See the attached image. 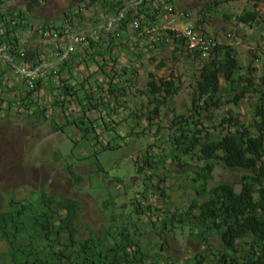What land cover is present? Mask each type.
Here are the masks:
<instances>
[{
  "label": "trees",
  "instance_id": "obj_1",
  "mask_svg": "<svg viewBox=\"0 0 264 264\" xmlns=\"http://www.w3.org/2000/svg\"><path fill=\"white\" fill-rule=\"evenodd\" d=\"M235 1L241 0H215L214 5ZM243 1L251 8L232 17L235 23L260 29L263 23L264 27L257 10L264 0ZM40 4L41 0H26L19 13H0V47H5L0 53L11 64L35 74L33 79L19 74L16 85L7 70H0V119L20 115L30 122L48 121L53 131H62L57 117H63V126L77 131L72 148L82 141L87 150L94 149L93 154L85 151L79 160L116 151L129 137L148 136L150 142L136 155L135 174L141 180L137 194L123 204L114 196L105 198L100 204L104 220L87 236L80 235L77 199L51 195L44 189L30 199L10 195L0 209V264H176L164 249L176 231L186 232L199 246L183 264H264V49L260 57L251 52L253 58L241 66L235 47L213 36L216 44L202 58L199 51L187 48L186 39L173 27L161 28L158 36L150 37L148 31L162 25L164 19L181 16L172 0H83L75 11L71 7L64 11L67 23H81L82 11L91 10L93 30L82 34L84 41L48 68L35 49L22 47L18 37L22 29L31 27L25 17ZM201 23L195 28L208 36L198 26ZM52 30L56 36L63 35L61 26H42L38 31L43 35ZM259 37L264 41L263 33ZM142 41L148 43L141 47ZM165 47L171 48L172 62L189 63L197 74L190 84V107L175 113L163 126L151 122L159 107L167 106L178 94L182 80L173 70L168 75L147 70L145 85L139 88L138 76L152 62L157 70L167 66L168 59L154 56ZM123 50L131 53L126 63L120 59ZM254 58L261 65L257 76ZM81 66L86 72L75 77ZM137 95L145 97L141 103L145 112L138 113L142 110L132 103ZM251 99L256 101L252 115L256 131L230 111L217 126L221 131L204 126L205 112L211 115L224 103L236 106ZM124 112L127 115L120 117ZM128 118L135 124L147 119V127L128 126L124 133L122 124ZM158 142L169 151L156 154L153 148L162 149ZM165 160L180 167L191 160L199 162L188 179L195 197L182 208L151 204L157 194L165 205L169 203L164 178L158 175ZM216 166L245 172L240 190L230 183L210 186ZM95 169L102 179V165L97 163ZM69 172L76 181L81 180L72 166ZM115 181L121 183L122 179ZM101 182L98 188L108 190ZM215 235L220 248L210 242Z\"/></svg>",
  "mask_w": 264,
  "mask_h": 264
},
{
  "label": "rangeland",
  "instance_id": "obj_2",
  "mask_svg": "<svg viewBox=\"0 0 264 264\" xmlns=\"http://www.w3.org/2000/svg\"><path fill=\"white\" fill-rule=\"evenodd\" d=\"M214 1L191 0V3H185V10L182 14L187 12L188 15L184 14L183 17L191 22L194 27L198 21H202L198 26L208 36H215L218 41H225L233 45L241 66L248 64L249 58H253L252 53L258 57L262 56L264 41L259 36L261 33L264 34L262 31L264 30L263 23L260 25L261 29L259 26L251 28L238 25L234 18L232 19V17L239 15L243 9L251 8V5L241 0L222 2L215 6ZM4 4L9 7L11 3L5 2ZM5 5L4 9L6 8ZM66 6L71 7V12H73L77 6H83V4L79 0H45V6L37 12L39 16H45L50 10H53L56 16ZM257 10L264 20V5H259ZM228 16L231 19H228ZM54 23L55 25L61 24L57 20ZM166 26L169 27V25ZM181 26L177 27L180 28ZM170 52L171 48L165 47L163 50L154 53V56L168 59L165 68L157 70L155 68L156 63L152 62V64H147L138 76L139 88H143L145 85V71L147 70L162 75H168L170 70H173L181 78L182 83L178 94L168 102L167 106L159 107L157 117L151 122L152 124L159 122L163 126L168 125L175 113L180 114L190 107V84H193L197 74L195 67L189 63L181 60L180 62H172ZM124 57L125 55H122L121 61ZM253 66L257 69L256 76L259 75L260 60L254 58ZM144 100L145 97L142 95L133 98L132 103L142 110L138 113L145 112V109L141 108V103ZM255 102V99L243 100L236 106L224 103L220 108L212 110L211 115L205 112L203 124L209 131H221L217 126L222 116L230 111L232 114L238 115V119L243 122L244 126L252 125V130L256 131L253 127L252 118ZM152 107L153 105L150 106V109ZM166 113L168 114L166 115ZM124 115L127 113L124 112L120 117ZM57 118L58 125L64 129L62 131L61 129L53 131L48 121L42 124L35 120L30 122L20 115L0 119V209L10 195L30 199L41 189L46 190L51 195L72 197L80 203V235L87 236L90 232H96L104 220L100 204L105 198L111 195L116 198L118 203L123 204L130 202L134 194H137L141 180L135 174V169L138 167L136 155L137 152L144 150L150 141L148 136L142 139L129 137L116 151L92 155L90 160H79L78 158L84 157L83 155L90 153V151L93 154L94 149L87 150L82 141H78L77 146L73 149L72 141L78 139L77 131L74 132L73 129L64 127L65 120L63 117ZM114 118L117 120L119 116H114ZM139 121L140 124H135L128 118L125 122L123 121L121 131L128 132V126L137 130L147 127V119L145 121L142 118ZM157 144L162 149L153 148L156 154L160 151L166 153L169 151L165 144L159 142ZM97 163H100L105 171L102 179L95 173ZM162 165L164 167L161 168L162 172L159 171L158 175L164 178L163 184L169 197V203L165 205L157 194L150 200L151 204L154 207L182 208L195 197L193 185L188 179L190 173L196 170L195 166L199 165V162L191 160L187 166L180 167L176 163L165 160ZM69 166H72L79 175L80 181H76L72 177ZM243 174L246 173L229 171L216 166L209 185L230 183L235 185V189L238 191L241 188L239 181ZM115 178H121L122 182L115 181ZM102 180L108 190L98 188V182ZM103 182L101 183L103 184ZM157 183L162 186L160 181ZM168 240L170 246H164V249L167 250L165 253L173 257L176 264H183L185 258L199 250V246L188 238L186 232L176 231ZM210 242L216 248H220L218 236L215 235L210 238ZM210 259L214 258L210 256Z\"/></svg>",
  "mask_w": 264,
  "mask_h": 264
},
{
  "label": "crops",
  "instance_id": "obj_3",
  "mask_svg": "<svg viewBox=\"0 0 264 264\" xmlns=\"http://www.w3.org/2000/svg\"><path fill=\"white\" fill-rule=\"evenodd\" d=\"M3 1L4 0H0V13L2 14L19 13L20 11L24 10V6L26 2V0H5L4 2ZM79 1L81 2V4H83V0H79ZM172 1L175 10L180 13L184 12L185 3H191V0H172ZM5 2L11 3L10 6L7 7L4 4ZM4 5L6 6L5 9H4ZM44 6H45V0H41L40 6L33 12V14L25 17L24 22L30 24L31 27L22 29L18 34V37L23 48L35 49L37 53L40 54V58L44 59L45 66L51 68L55 64H57L63 56L67 54V47L69 44L70 36L82 35L84 33L92 31L94 27H92V22L90 21L92 15L91 10H83L82 22L80 20L81 23H78V20H75L74 21L75 23L71 26L68 25L67 17L64 12L65 10L69 11L68 6H66V8H64V10H62V12L56 16H55V11L53 10H50V12L48 11L49 12L48 15L39 16V13L37 11L42 9V7ZM185 14L188 15L187 12ZM55 20H57L61 24L55 25L54 23ZM171 20H173V22L170 24ZM185 22H187V20H185V18H182L181 16H174L171 17L170 19L167 17L166 19L163 20L162 25L154 26L151 30L148 31V33L152 34V36L150 37H156L160 34L159 30L161 28L167 27L166 25H173L175 26V28H178L177 26H181ZM47 25L63 27L64 29L63 35L55 36V37L52 35L44 36L45 32H43L42 35V31H38V30L42 26H47ZM52 32L55 33L53 30L50 33ZM147 43H148L147 41H142L140 42V46L143 47ZM123 51L124 52L122 55H125V57L124 59H122V62L126 63L128 61V58L131 57V53L127 50H123ZM19 67L20 66L11 64L10 60L6 57L4 53H0V70H5V71L7 70V75L11 79V82L15 83L16 85L20 83V75L18 73ZM84 72H86L85 68L81 66L79 69L76 70L75 77H81Z\"/></svg>",
  "mask_w": 264,
  "mask_h": 264
},
{
  "label": "built area",
  "instance_id": "obj_4",
  "mask_svg": "<svg viewBox=\"0 0 264 264\" xmlns=\"http://www.w3.org/2000/svg\"><path fill=\"white\" fill-rule=\"evenodd\" d=\"M184 16V14H180ZM173 22L171 20L170 24ZM169 27H173V29L177 30L184 36L187 43V48L189 50H197L199 51L202 58L206 57L210 50L215 46L216 40L213 37L204 36L200 31H198L191 22H185L180 28H175L173 25H169ZM56 36L55 33L45 32L44 36ZM84 41V37L81 35H72L69 39V44L67 47V52H72L75 49V46ZM5 47H0V51H2ZM18 73L26 76H30L31 79L35 77L34 72L28 71L24 67L18 68ZM29 87H32V83L29 82Z\"/></svg>",
  "mask_w": 264,
  "mask_h": 264
}]
</instances>
